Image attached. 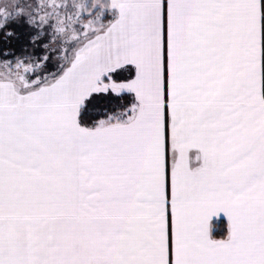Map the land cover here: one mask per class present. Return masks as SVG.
<instances>
[{"label": "snow or ice", "instance_id": "obj_1", "mask_svg": "<svg viewBox=\"0 0 264 264\" xmlns=\"http://www.w3.org/2000/svg\"><path fill=\"white\" fill-rule=\"evenodd\" d=\"M0 264H264V0H0Z\"/></svg>", "mask_w": 264, "mask_h": 264}]
</instances>
